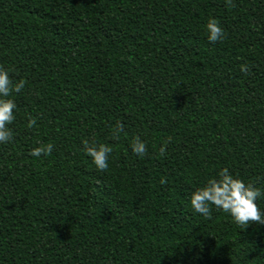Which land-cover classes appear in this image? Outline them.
<instances>
[{"label":"trees","instance_id":"1","mask_svg":"<svg viewBox=\"0 0 264 264\" xmlns=\"http://www.w3.org/2000/svg\"><path fill=\"white\" fill-rule=\"evenodd\" d=\"M233 4L0 0V65L26 81L0 144V264H264V225L190 204L225 167L264 191V0ZM84 140L113 148L107 171Z\"/></svg>","mask_w":264,"mask_h":264},{"label":"clouds","instance_id":"2","mask_svg":"<svg viewBox=\"0 0 264 264\" xmlns=\"http://www.w3.org/2000/svg\"><path fill=\"white\" fill-rule=\"evenodd\" d=\"M225 3L230 8L235 7L233 0H225ZM205 29L211 43L223 41L226 38V33L216 18L210 17ZM240 70L245 75L250 74V68L247 64H242ZM25 84L26 81L23 79L14 83L9 76V71L0 65V144L13 142V130L9 125L16 119L15 110L17 105L11 97L14 93H21ZM36 124V118L28 115L26 127L32 129ZM123 129L124 125L117 121L113 131L115 139H119ZM169 142L170 138L160 147L158 153L160 157L166 155V145ZM82 143L85 154L91 157L96 169L101 172L107 171L109 168V155L113 152V148L103 143H89L88 140H84ZM53 147L51 143L41 144L39 147L32 149L30 155L36 157L51 155ZM131 148L140 158L149 155L147 145L139 136L133 139ZM160 183L166 184L167 179L161 178ZM262 196H264V191L255 187L252 183H246L233 176L229 169L225 167L219 170L215 177L209 178L202 187H198L191 193L190 204L194 212L206 219H211L213 207L218 211L229 214L233 222L243 230L250 224L264 225V212L257 204L258 198Z\"/></svg>","mask_w":264,"mask_h":264}]
</instances>
